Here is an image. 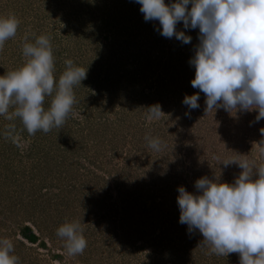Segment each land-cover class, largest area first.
<instances>
[{"label":"rangeland","instance_id":"obj_1","mask_svg":"<svg viewBox=\"0 0 264 264\" xmlns=\"http://www.w3.org/2000/svg\"><path fill=\"white\" fill-rule=\"evenodd\" d=\"M139 9L135 0H0V16L20 21L0 50V75L24 63L25 37L40 35L50 37L57 75L69 58L88 68L61 128L29 135L0 116V238L12 240L19 264H239L238 253L206 255L202 235L179 223L178 186L194 192L193 177L221 171L232 182L242 170L224 168L227 158L264 164V120L255 122V111L206 112L202 92L185 115V95L199 91L189 64L199 30H186L185 45L160 35ZM154 104L159 118H150ZM149 135L166 147L153 151ZM72 221L87 239L82 255L69 256L56 234ZM24 225L37 243L20 235Z\"/></svg>","mask_w":264,"mask_h":264},{"label":"clouds","instance_id":"obj_2","mask_svg":"<svg viewBox=\"0 0 264 264\" xmlns=\"http://www.w3.org/2000/svg\"><path fill=\"white\" fill-rule=\"evenodd\" d=\"M95 3V0H89ZM146 22L158 21L160 35L191 44L186 30L198 29V44L189 60L195 69L191 86L199 91L185 95L183 104L200 107V93L206 97V112L224 109L233 117L255 111V122L264 120V0H135ZM182 23L183 29L177 26ZM20 21L15 14L0 16V50L17 35ZM24 63L0 75V116L19 120L29 135L61 128L76 104L75 87L87 77V69L65 59L57 75L50 37L40 35L22 48ZM50 98V99H49ZM47 105V106H46ZM150 118H159V104L148 107ZM234 113V115H233ZM15 124L4 132L14 138ZM264 134V128H261ZM156 152L166 144L158 136L145 137ZM15 142V141H14ZM17 146H19L17 144ZM242 170L232 182L219 176H202L195 191L178 186L179 223L188 234L199 232V246L206 255L238 253L239 264H264V164L247 157L227 158ZM80 222H65L57 229L69 256L82 255L88 246ZM11 239L0 238V264H19Z\"/></svg>","mask_w":264,"mask_h":264},{"label":"trees","instance_id":"obj_3","mask_svg":"<svg viewBox=\"0 0 264 264\" xmlns=\"http://www.w3.org/2000/svg\"><path fill=\"white\" fill-rule=\"evenodd\" d=\"M196 172V171H194ZM198 179V177H193V182L195 183V181ZM20 235L25 238L29 243H37L39 240L38 235L35 233V231L29 226V225H24L20 228ZM42 245H44V243L42 242Z\"/></svg>","mask_w":264,"mask_h":264}]
</instances>
